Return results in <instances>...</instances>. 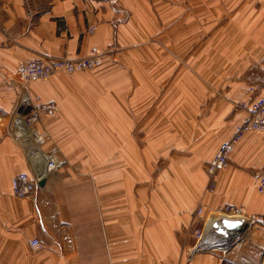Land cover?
<instances>
[{"label":"crops","instance_id":"obj_1","mask_svg":"<svg viewBox=\"0 0 264 264\" xmlns=\"http://www.w3.org/2000/svg\"><path fill=\"white\" fill-rule=\"evenodd\" d=\"M150 6V0H51L40 12L31 0H0V264H223L218 254L193 253L187 230L196 222L199 189L209 181L201 164L170 166L167 172L173 177L163 178L150 191L144 160L150 159L158 139L151 146L149 138H167L168 132L150 134L151 108L162 105L150 100L160 96L159 79L166 76L165 71L155 76L148 68L150 36L164 31L159 23L151 26ZM171 6L182 14L176 2ZM199 8L206 16L220 13L235 19L239 29L227 42L207 38L200 63L192 36L189 39L190 70L185 73L191 85L186 108L208 112L190 125L196 138L198 126L207 138L196 142L191 157L202 159L199 154L204 151L213 159L247 118L244 111L234 112L233 102L249 103L264 92V0H191V11L198 15ZM193 22L196 29L197 17ZM92 27L96 29L90 34ZM170 36L179 49V38ZM139 39L147 48L142 45L137 54ZM93 48L104 56L100 64H109L104 70L60 74L28 88L34 100L58 103L59 117L46 121L45 128L67 146L69 166L59 173V182L53 178L38 191L35 207L8 198L11 178L22 171L10 161L17 150L4 139L11 138L10 114L21 95L18 65L42 55L86 57ZM174 54V61L181 62ZM181 77L179 71L176 79ZM215 91L223 97L214 103ZM177 104L175 99L173 110ZM67 129L74 138H62ZM219 130L222 138H215ZM86 135L93 142L88 150ZM253 136L247 134L238 143L229 166L218 174L216 191L206 197L210 205L264 213V194L255 189L257 171L264 166V138ZM135 138H141L138 149ZM187 144L182 141L178 147L177 139L173 141L178 149ZM165 149L166 145L158 147ZM139 155L141 167L135 166ZM23 166L28 169L26 162ZM233 236L226 264H264V225ZM32 239L42 244L35 254L29 250Z\"/></svg>","mask_w":264,"mask_h":264},{"label":"rangeland","instance_id":"obj_2","mask_svg":"<svg viewBox=\"0 0 264 264\" xmlns=\"http://www.w3.org/2000/svg\"><path fill=\"white\" fill-rule=\"evenodd\" d=\"M50 1L51 0H31L35 9L40 10V12L42 10L47 9ZM150 1H151L150 7L152 12L151 26L153 25L152 23L155 24L159 23L161 24V27L164 28V31L162 32V34L160 33L161 35H158V33H154L150 36V40L148 43L150 62L148 68L150 73L151 74L154 73L155 76H157L159 71L162 72L165 71V75H166L159 79L161 80V85L159 86L158 89L160 91V96L150 100V101H154L155 99H157L156 102L162 104L160 109L158 110L156 108V105L153 106L155 107V110L152 111L153 107L151 108V111L149 113L150 122H151L150 134L153 136H156L157 134L163 135L162 132L165 129L168 131L167 138H149L151 146L154 145L155 141L158 139L156 144L154 145L155 147L154 150L152 151L150 149V159L148 158L144 160V166L149 167V171H150L149 180L152 186L150 188V191H152L154 188L159 187V184L162 182L163 178L166 179L168 177H173L171 173L167 172V169L170 166L196 167L197 164H201L203 171L207 173L209 181L204 189L201 190L199 189L200 198L193 211V215L196 220L195 223H192V226L194 228L187 229V230H191L190 239L193 241L191 245L193 250L192 252L193 253L210 252L213 254H218L221 262L223 264H226L230 262L228 261L230 257L227 256L228 255L227 252L234 243L235 238L232 234L228 235L221 233L222 229H224L221 227V224H222V219L227 218L230 214H232V212H226L225 210L221 211L222 210L221 208L225 205L220 207L217 206L214 207L210 205V203H208V201L206 200V197L211 196V194L216 191L217 176L221 171L225 170L229 165L226 167L223 166L220 170L215 171L214 173H210L208 171V164L212 159H208V155H209L208 153L202 151L201 154H199V156H201L203 160L193 159L191 157L194 155V147H196V142L197 141H199L200 143L205 142L207 138H204L205 131L202 128L200 129L199 126H198V130H200L199 132L200 138L198 139V135L196 138L195 134L193 133L191 134V132H193V128L190 129V125L193 119L197 118L198 120H200L204 115L208 114V112L205 110L203 111L201 107L198 110H189L186 108V105H188L189 103V88L191 85L187 73L190 70L189 63L191 59L190 49H189L190 36H192V40H191L192 45L195 44L194 52L198 49L197 58H198V63H200L202 60L201 54L205 55V49H206L205 40L207 38H212L215 41L218 39L219 42L222 40L227 42L231 38L237 37V33L239 29L236 26L235 19L232 22L231 20H228V17L225 16L224 14H220V13L215 15L208 14L206 16L204 14V9L201 8H199L200 11H202L200 14L197 15L193 13V11H191L190 9L191 0H150ZM175 2L182 7V14L180 15L173 12V9H170L173 8V6L171 5L174 4ZM217 10L220 11L222 9H217ZM196 17H197L198 25L197 28L194 29L193 23L195 22H193V20ZM95 29H96L95 27H92L89 29L88 32L92 34L95 31ZM171 34H174L175 37L179 38V40L181 41V47L179 49H177L178 46L176 43H174L173 37L170 36ZM161 42L162 43L164 42L165 48L161 46L162 45ZM136 44H138L137 45L138 47L135 46V49L140 51L137 52V54L141 53L140 49L142 48V45H144V49L147 48L146 43H142L141 39H139V41H137ZM94 50H96V53L99 56L103 55L97 50V48H93L90 54L86 57L92 56ZM148 51H146V53H148ZM174 53L179 55L177 56L179 57V60L181 62L174 61V55H175ZM82 58L85 57L71 58L68 56L55 57V56L42 55L40 57L28 59L21 62L17 67L16 74L18 72L20 65L29 60H42V61L63 60L62 62H65V61H77L78 59H82ZM195 62H196V55H194V60H193L194 65ZM108 65L109 64H104L102 66L99 63L94 68L81 70L79 72H86V71L95 72V70L100 72V70H104V68H106ZM179 71L182 72V77L179 80H177L176 75ZM79 72L76 71L67 72L65 69H59L57 71L55 70L54 72H51L48 76H45L44 78H40V80L45 81L54 78L55 76L60 74L71 76ZM32 83L34 82H31L27 85H23L22 82L19 80V86L21 87V95L17 101L14 112L10 114L12 118L8 123V127H9L8 129H9V133L11 134L10 136L11 138H4V139H10L13 145L12 147L13 150L14 149L17 150V155L15 157L16 159H11L10 161L13 162L14 164H16L17 162L19 169H22V171H19L13 177H15L20 173H26L30 177H33L31 163L28 158V147L26 146L27 142H22V140H19V137H17L15 134L16 131L15 124L17 119H21L28 128L33 130V138H35V136L41 137V138H35L38 147L39 148L41 147L46 154L55 156V160L59 162V164L54 169H52L50 177L48 179L42 180L44 181L43 185H41L42 181H38V180L36 181L35 186L37 187V189L32 198L17 197L12 190L13 177L11 178L10 180L11 191H10V196L8 198H11L12 200L14 199L16 202L29 201L33 205V207H35L34 205H36V200H37L36 195L38 191L43 189L45 185L48 184L49 180H52L53 178L55 182H59L60 178L58 175L63 170L64 167L66 169V167L69 166L70 160L68 159L67 154L64 152V150L66 151V147H67L65 146V143H60L57 138L56 139L54 138V136L52 135V130H49L48 125H47L48 131L45 128L46 121L55 119L57 118V116L59 117L58 115L59 111L57 109L58 103L54 102L56 104V110H57L55 114H53L52 116H46L44 113H42L39 115L37 119H34L28 115L29 113L28 109L18 107V105L20 104V98H22L24 92L26 91L29 94L28 88ZM173 88H178L179 90L177 89L174 90ZM222 97L223 94H221L218 91H215L212 101L215 103L219 100H222ZM31 99L32 102H35L37 104H42L47 102V101H36L33 98ZM175 99H176V103L178 102V104L175 107L176 110H173V101ZM48 102H53V101H48ZM163 103H165V107H164L165 110L162 109ZM242 104H247V103L233 102L234 112H238V111L246 112V109L242 107ZM213 113L214 115L218 114L216 110H214ZM173 125L176 126L173 127ZM199 125H201V122H199ZM177 130H179V132L176 133ZM222 131L221 130L216 131L214 137L215 138L221 137ZM71 132L72 130L67 129L66 132L62 135V138H67V140H69V138H74L70 135ZM253 135L255 136L251 138H264V134L254 133ZM83 138L86 140V150H88V148H92L93 146L92 138H90L88 135L84 136ZM175 138L177 139L178 147H179V143H181L182 141L187 142L188 144L181 149H178V147L175 148L173 145V141L175 140ZM162 145H166V149L164 151H158V147ZM134 146L135 149H138L141 146V138H135ZM234 153L235 152H233L232 154ZM141 159H142V155L135 157V166L137 165V163L140 165V167L143 165V161ZM24 162H26L28 168L27 170L23 166ZM262 168H264V166ZM262 168L258 170L257 173L260 172ZM0 186H2L1 180H0ZM255 189L258 192L256 185H255ZM260 194H264V193H260ZM226 205H230V204H226ZM237 207H242V206H237ZM240 213L241 216L243 215L242 218H239L242 223V227L244 228L243 230L252 228L256 225L257 226L264 225V221L256 222L255 224L250 223L252 215L259 216L264 220V213L252 214L249 213L244 207H242V211ZM25 218L26 219L24 220H26V225H27V221H28L27 218H29V215H25ZM237 242L238 241H236L235 243ZM29 250L31 254H35L40 249L34 250L29 246Z\"/></svg>","mask_w":264,"mask_h":264},{"label":"built area","instance_id":"obj_3","mask_svg":"<svg viewBox=\"0 0 264 264\" xmlns=\"http://www.w3.org/2000/svg\"><path fill=\"white\" fill-rule=\"evenodd\" d=\"M102 57V55L99 56L96 53V50H94L92 56L78 59L77 61L62 62L63 60H29L20 65L17 75L22 84L27 85L31 82L39 81L40 78L48 76L55 70L57 71L59 69H65L67 72H79L81 70L94 68L100 63ZM249 92L250 94H253L254 89H250ZM18 107L28 109V115L34 119H37L42 113H44L46 116H52L57 111L56 104L54 102H45L42 104L32 102V99L26 91L24 92L22 98H20V104ZM242 107L246 109L247 118L236 128L233 137L223 142L219 146L215 156L208 164V171L210 173H214L215 171L220 170L223 166L226 167L229 165L230 157L234 152L237 143L244 136L250 133L264 134V92H262L258 98H255L251 102L242 104ZM35 138L41 137L35 136ZM36 181L37 179L34 172L33 177H30L26 173H20L12 178V190L19 198H32L37 189L35 186ZM255 185L258 192L264 193V168H262V170L256 176ZM221 209V211L225 210L226 212H232V214L237 213L241 216L240 212L242 211V207L225 205ZM261 221L264 220L259 216H251V224ZM30 247L34 250L41 249L40 241L38 239L31 240Z\"/></svg>","mask_w":264,"mask_h":264},{"label":"bare ground","instance_id":"obj_4","mask_svg":"<svg viewBox=\"0 0 264 264\" xmlns=\"http://www.w3.org/2000/svg\"><path fill=\"white\" fill-rule=\"evenodd\" d=\"M17 120L18 126L16 127L15 134L17 137H19V140H22V142H27L26 146L28 147V158L36 179L38 181L48 179L51 175L52 169H54L59 164V162L55 160V156L46 154L41 147L39 148L36 144L35 138H33V130L28 128L21 119ZM50 165L53 166L50 167ZM242 217L243 216H240V214L233 213L227 218H223L221 227L226 230H223V233H228V230L225 226L226 222H241L239 218Z\"/></svg>","mask_w":264,"mask_h":264},{"label":"water","instance_id":"obj_5","mask_svg":"<svg viewBox=\"0 0 264 264\" xmlns=\"http://www.w3.org/2000/svg\"><path fill=\"white\" fill-rule=\"evenodd\" d=\"M43 184H44V181L41 182V185H43ZM225 226H226V229L228 230V233L227 232L223 233V230H225V229H222L221 233H223V234H230L231 233L232 235H234L236 233L241 232L244 229L242 227L241 222H226Z\"/></svg>","mask_w":264,"mask_h":264}]
</instances>
